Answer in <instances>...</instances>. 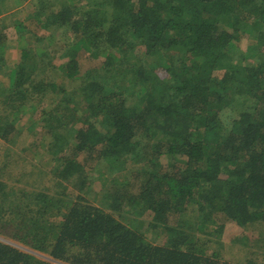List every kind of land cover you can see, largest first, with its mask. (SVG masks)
Listing matches in <instances>:
<instances>
[{
    "label": "trees",
    "instance_id": "obj_1",
    "mask_svg": "<svg viewBox=\"0 0 264 264\" xmlns=\"http://www.w3.org/2000/svg\"><path fill=\"white\" fill-rule=\"evenodd\" d=\"M14 2L0 140L38 165L0 167V264H238L227 224L263 258L264 0Z\"/></svg>",
    "mask_w": 264,
    "mask_h": 264
},
{
    "label": "rangeland",
    "instance_id": "obj_2",
    "mask_svg": "<svg viewBox=\"0 0 264 264\" xmlns=\"http://www.w3.org/2000/svg\"><path fill=\"white\" fill-rule=\"evenodd\" d=\"M15 0H6V3L9 5L10 7V12L9 13H16V15H20L23 13L24 8L22 6H24L23 4H15V6L13 5L15 2ZM9 35L11 38L14 37L13 31L9 32ZM13 49L8 50L7 53V60L9 63H15L17 58L15 57V49L14 47H12ZM85 55V54H84ZM87 59H86V58ZM85 57H83V61H82V69H88V68H92V67H98L100 65V63L102 62V59L100 60H91L89 59L86 55ZM56 63L59 65L62 62L61 61H56ZM70 83H72V86L70 85ZM66 86L69 87H76L77 84H75L73 81L68 82L66 84ZM29 123V122H28ZM27 124V123H25ZM28 134L26 132V134L22 135L21 137L17 138V140H22L23 138H25V143H21V142H17L16 140L14 142H6V141H2L0 140V167L2 165H6V163H11L13 162L12 160H15L17 163H19V169L22 168L25 169L28 164H32V165H38L37 164V151L35 150V148H33V146L29 145L32 143L33 140L38 141L39 137L37 136L36 138L30 136L28 137ZM26 147H28L26 149ZM24 148V151H23ZM27 151H26V150ZM5 155H6V159H5ZM48 162V161H47ZM44 167L47 166V164H43ZM48 167V166H47ZM46 167V168H47ZM98 169H100L102 172H105L103 168L98 167ZM98 174L97 172H93L91 175V180L94 183L93 192H99L101 187L99 186L100 180L98 179ZM14 176V175H12ZM102 184V183H101ZM24 186V185H23ZM145 218H148L145 217ZM225 230L223 232V236L221 237V241H223L224 245H225V250L223 251L224 253V259L228 262H233V263H238V264H248L249 261H251L253 264H264V255L263 258L259 257L262 256V251L256 253V250L253 249L251 252H253L255 254L254 257H249L248 254L246 252H244L243 250H239V245H237L236 241H232L234 240V236L238 235L239 233V229L235 226V225H231V224H227L226 227H224Z\"/></svg>",
    "mask_w": 264,
    "mask_h": 264
}]
</instances>
